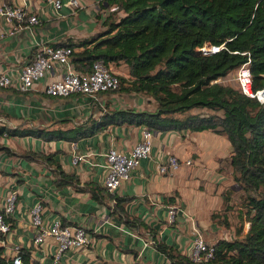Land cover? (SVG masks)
<instances>
[{
  "label": "crops",
  "instance_id": "0c3cea01",
  "mask_svg": "<svg viewBox=\"0 0 264 264\" xmlns=\"http://www.w3.org/2000/svg\"><path fill=\"white\" fill-rule=\"evenodd\" d=\"M60 1L61 6L55 9L48 0H0V5L18 6L39 20L24 27L23 21H7L0 16V72L16 77L39 43L59 44L103 30V21L114 8L102 7V0H78L77 5L70 0ZM109 67L127 75L124 63H110ZM61 73V65H56L26 91L0 87V208L10 191L17 192L11 230L6 243H0V264L9 263L13 245L27 249L32 260L51 262L55 240L48 236L39 245L33 243L36 231L29 209L37 201L42 204L45 225L60 219L65 224L83 226L89 234V243L64 251L59 264H170L156 242L189 255L195 228L207 242L225 238L220 219L228 215L230 208L225 210L223 192L233 188L234 183L229 165L231 145L223 134L210 129H152L150 157L142 159L114 191L102 192L100 200L90 190H78L71 182L57 184V179L62 178L59 170L41 155L53 153L61 170L78 177V185L93 182L103 186L105 152L111 146L128 152L141 139L144 124L109 125L74 141L7 134L6 128L16 126L70 128L90 115L98 117L105 107L153 110L156 106L139 93L133 97L132 93L115 92L96 97L47 94L45 83ZM75 151L87 154L76 165L71 161ZM169 155L181 160L191 157L192 164H183L171 174L163 173L159 166ZM115 197H129L122 205L130 218L137 220L128 224L113 211ZM171 205L176 207L173 223L167 221ZM213 212L221 213V218H213Z\"/></svg>",
  "mask_w": 264,
  "mask_h": 264
},
{
  "label": "trees",
  "instance_id": "16d2710c",
  "mask_svg": "<svg viewBox=\"0 0 264 264\" xmlns=\"http://www.w3.org/2000/svg\"><path fill=\"white\" fill-rule=\"evenodd\" d=\"M102 7H114L103 30L56 45L71 47V62L79 72L89 71L97 59L107 66L124 63L127 75L118 74V86L101 93H145L156 101L155 109L105 107L98 117L90 115L70 128L16 126L6 128L7 134L74 141L109 125L144 124L151 130L210 129L225 135L232 180L246 192L247 231L233 239L218 238L214 257L201 262L173 246L155 244L172 264H264V102L216 81L249 59L253 88L264 86V0H102ZM204 43L222 47L201 54L197 48ZM194 108L208 112H190ZM41 157L59 170L57 184L71 182L97 200L102 192L111 193L93 182L78 185V177L61 170L53 153ZM233 189L223 192L225 210ZM128 198L115 197L112 209L131 224L137 219L122 205ZM7 219L12 226L11 215ZM21 256L23 264H41L27 249L21 248Z\"/></svg>",
  "mask_w": 264,
  "mask_h": 264
},
{
  "label": "built area",
  "instance_id": "2783aa9c",
  "mask_svg": "<svg viewBox=\"0 0 264 264\" xmlns=\"http://www.w3.org/2000/svg\"><path fill=\"white\" fill-rule=\"evenodd\" d=\"M48 1L53 4L55 9L61 6L60 0ZM70 3L79 4L78 0H70ZM0 16L7 21L13 19L23 21L24 27H30L39 22L37 15L27 13L22 8L9 4L0 5ZM221 47L222 45L204 43L197 49L201 54H210ZM71 53L72 49L69 46L39 43L36 46L34 56L22 66L16 77L0 72V87L13 86L20 91H26L33 86L37 79L45 77L56 65H61L62 73L58 78L47 80L45 83L44 89L49 95L66 97L80 93L96 97L99 93L115 89L118 86V73L107 66L103 60L97 59L93 61L89 71L79 72L73 68ZM249 62L248 59L235 70L238 89L242 93L256 98L259 102H264V86L258 89L253 88ZM151 138L152 130L144 127L141 132V139L135 142L128 152L116 146H111L105 152L104 167L106 168V174L103 186L108 191H114L122 180L129 178L131 171L139 165L142 159L150 157ZM86 158L87 154L75 151L71 161L76 165ZM183 164H192L191 157L181 160L176 155H169L166 162L159 166V169L163 173L171 174ZM16 199V190L10 191L5 204L0 208V243L2 244L6 243V237L11 230V224L7 216L14 211ZM42 209L41 202H35L29 209L30 221L36 231L33 238L34 244L39 245L48 236L56 242V251L49 264H59L62 253L67 249L85 246L89 243V234L83 226L64 224L60 219H54L48 226L45 225L42 218ZM175 216L176 207L171 205L168 208L167 221L169 223L174 222ZM12 249L13 254L10 264H23L21 247L13 245ZM214 255V244L207 242L195 228V236L189 252L191 260L194 262L207 261L213 258Z\"/></svg>",
  "mask_w": 264,
  "mask_h": 264
},
{
  "label": "rangeland",
  "instance_id": "374dc122",
  "mask_svg": "<svg viewBox=\"0 0 264 264\" xmlns=\"http://www.w3.org/2000/svg\"><path fill=\"white\" fill-rule=\"evenodd\" d=\"M235 70L236 69L232 70L224 77L218 78L217 81L223 84H230L238 88V85L235 79V72H236ZM130 95L131 97H133L138 94L132 93ZM139 95L147 97L151 103L156 105V101L150 95H147L145 93H139ZM130 100L133 102L132 99ZM81 108L82 106L78 107L79 111L81 110ZM201 110L208 111L205 108H199V109L194 108L190 112L201 111ZM218 113H221V111H218ZM233 183H234V187H233L234 189L230 193V198H231L230 201L232 203L230 205V212L227 215L228 217L227 220L224 222L221 220L222 223L220 222L221 227H222V235L228 239H233L234 237H237V236L241 237L247 231L248 226H249V221L247 220L246 214H245L246 207L244 205V197L246 196V192L242 188L238 187V185L236 184L234 180H233ZM221 215H222L221 213H218L217 216L221 218ZM200 264H204V263H200Z\"/></svg>",
  "mask_w": 264,
  "mask_h": 264
}]
</instances>
